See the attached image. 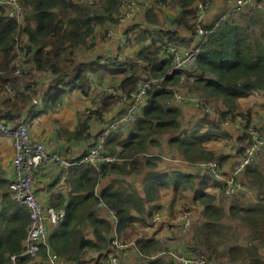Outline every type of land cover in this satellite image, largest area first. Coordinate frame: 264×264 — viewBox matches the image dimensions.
Listing matches in <instances>:
<instances>
[{"label":"trees","instance_id":"1","mask_svg":"<svg viewBox=\"0 0 264 264\" xmlns=\"http://www.w3.org/2000/svg\"><path fill=\"white\" fill-rule=\"evenodd\" d=\"M167 1L158 0V4L161 6ZM171 1L182 9L181 14L174 19V24L177 27L186 26L192 31L190 16L196 0ZM21 3L28 10V15L22 23L9 17V7L0 5V81L3 83L0 89V118L5 122L14 124L39 94H43L44 106L50 104L53 107L64 105L65 97L75 90H80L85 96L89 95L94 75H98L101 82L118 80L119 87L126 93L137 89L141 75L145 72L159 80V84L153 85L149 90L148 103L133 124L135 130L129 138L120 141V130L107 137V153L105 151L104 154L108 156L114 153L115 143L118 142L122 147L118 155L119 160L103 161L98 165L87 162L71 168V194L64 206V220L48 238L49 249L65 261L76 264H106L103 259L107 258V255L104 254L95 258L94 263L85 262L84 257L87 251H107L112 236V225L103 217L104 212L118 219L116 231L120 238L125 240V237L130 236V225L136 220L132 209L144 213V206L141 199L126 190L120 180L98 195L96 186L99 181L111 171L132 174L141 172L144 166L152 168L158 157L148 155L149 147L158 143L154 140L155 136L165 133L174 134L170 143L178 147L179 152L188 161L196 162L195 164L217 161L216 154L208 150L203 141L214 136H224L226 133L219 128V123L209 119L208 114L201 124L192 129L181 128V108L166 104L172 94L169 87L180 83L181 73L169 74L173 60L161 58L162 47L167 42L163 39L160 40L161 45L156 42L151 46L145 45L134 59L124 62L117 61L113 65L99 64L96 61L79 63L75 49H93L96 30L108 22H123L121 7L124 0H98L94 4L77 0H21ZM146 17L150 22H157L153 9L146 10ZM165 33L170 35L168 42H179L173 31ZM23 36L27 37L29 44L23 43ZM148 37L149 32L143 30L137 40L143 42ZM17 48L26 56L22 62L27 69L23 76L22 88H19L13 78V62L17 57ZM38 72L51 73L54 76L44 91L36 84L35 73ZM195 73L196 81L186 88L207 102L214 98L222 100L227 110L219 111L221 119L233 117L238 109L239 98L248 97L264 89V14L256 10L237 12L221 22L197 53ZM209 74L214 75L216 79L210 78ZM6 85H10L9 88H6ZM10 89L22 90H18L16 96L11 98ZM100 103L104 105L105 111L118 105L111 95H105ZM46 110L47 107L36 110L33 116H39ZM96 113L101 115L100 111ZM89 117L81 118L75 131H66L68 137L79 141L89 139ZM204 126H207L208 130L203 132ZM180 174L175 170L170 177L186 182L191 180V177L185 174L180 178ZM251 174L253 175L252 172ZM161 176L157 171H149L147 174L145 190L149 196L155 193L152 183L160 180ZM177 186L180 187L179 183ZM200 201L207 221L196 230L197 243L201 244L197 246L202 248V252L197 255L212 248V254L219 256L216 241H220V244L234 242L228 241L232 229L221 222L225 209L215 204L213 195L203 193ZM230 212L251 231L249 246L231 245L228 248L231 259L247 257L249 264H264V258L254 243V239L264 242L263 202L245 207L235 203ZM29 221L28 209L16 202L10 194H6L0 207V264H13L11 255L22 252ZM87 227L90 229L89 237L85 230ZM141 239L137 243L144 252L157 250V241ZM39 255L47 261V247H42ZM207 260L208 264H211L209 257ZM31 261L33 260L30 257H21L16 264H36ZM45 264H48V261ZM151 264L178 263L174 260H157Z\"/></svg>","mask_w":264,"mask_h":264},{"label":"crops","instance_id":"2","mask_svg":"<svg viewBox=\"0 0 264 264\" xmlns=\"http://www.w3.org/2000/svg\"><path fill=\"white\" fill-rule=\"evenodd\" d=\"M138 1V12L134 18L119 23L108 22L96 30V43L93 49H75L79 63L96 61L101 64V61L104 59H119L121 62L127 59H134L141 48L145 45L151 46L155 42L159 44L162 34L169 31L175 33L179 39L178 45L181 47L190 48L194 46V38L189 28L186 26L177 27L173 22L182 12L179 5L173 3L171 0H168L166 4L161 6H159L158 0ZM225 7V0H216L209 12L207 24L214 22ZM147 9L154 10L157 16V22L147 20ZM35 25L36 23H34ZM143 30L149 32V37L143 42H138L137 38ZM110 32L111 35H108ZM125 38H127L126 43L123 42ZM22 41L25 44H29L26 36L22 37ZM35 78L37 86L43 89L54 76L51 73L38 72L35 73ZM100 83L102 82L99 76L94 75L89 95L85 96L80 90H75L65 97L64 105L57 107H53L50 104L44 106L43 97L39 94L34 99V103L14 123L26 125L29 128L33 140L45 142L51 154H57L60 158H64L67 161L65 164L57 161H48L44 170L39 175L36 182V190L37 197L42 204L52 206L56 209L64 208L71 194V184L69 183L71 168L87 163L81 160L92 149L101 145L99 139L103 123L123 111L120 105L105 111L104 105L98 103L96 97L97 87ZM112 83L115 85L120 84L118 80H114ZM18 90L22 89H17V91L10 93V97H15ZM4 99L5 97L2 98V100ZM238 100L239 107L235 115L233 117L231 116V118L221 119V121L228 120V123H219L217 117L209 116V119L212 122L219 123V128L226 133L224 136H214L203 141L205 147L216 154L215 160L219 161L221 165L219 177L210 179L202 167L195 164L196 162L192 163L188 161L179 152L178 147L170 143V139L174 134L165 133L155 136L154 140L158 143L149 147L148 155L158 157L154 162L155 166L153 165L152 168L144 166L141 172L132 174L111 171L107 177L99 181L96 186V193L98 195L102 194L106 189H110L111 184H115L120 180L125 189L130 193H135L143 203L144 213L134 208L132 209V214L136 220L129 227L130 236L124 239L135 237L137 242L142 240L141 238L157 241L155 243L157 250H150L149 252H144L137 243V253L141 254V259L133 258L132 252V255L130 254L127 258H122L118 264H151V262L157 260L167 262L171 260L176 261L179 254L188 256L197 242V228L207 221L203 215V205L200 201L201 194L203 193L213 195L215 197V204L225 209V216L221 220L224 225L230 227L233 231V228L229 226L231 224H228L227 220H230L232 224L234 221L238 222L250 232L251 236L249 228L231 215L230 208L235 203L240 206H242L241 204L248 206L261 201L264 204V154L258 156L259 158L254 167L247 168L245 172L239 175V179L246 186L245 191L239 198H226L223 195L222 186L227 179L235 177L236 166L239 164L246 146V128L251 125L258 128L264 134V89L258 90L248 97L239 98ZM210 103L220 112L227 110L222 100L214 98ZM44 107H47L45 112L39 116H33V112L43 110ZM179 107L182 111L179 122L183 130H190L194 126L201 124L206 115L203 108H199L191 102L182 104ZM91 111L92 113L87 115ZM97 111H100L101 115L97 114ZM85 117H89V139L79 141L68 137L66 131H75L78 127L79 120ZM134 130V125L126 124L118 132L120 135L119 140L128 139ZM206 130H208V127L204 126L202 131L204 132ZM0 148L1 207L4 196L10 194L9 184L14 178L12 161L16 151L10 138H3L0 142ZM102 150L103 154L105 151L107 153L106 142L102 145ZM121 151V145L116 142L115 152L108 155L113 158L109 162L119 160L118 155ZM175 170L181 173L180 178L185 174L189 175L191 180L186 182V180H175L171 178L170 176L173 175V171ZM149 171H157L162 175L160 180L152 183L155 188V193L150 196L145 190V179ZM254 175H257V177H254ZM129 182L131 184L127 187L126 184ZM177 183H179L180 187L177 186ZM248 185L253 188L256 187L257 190L249 189L247 187ZM261 187L262 189L260 190ZM185 205L191 207V218L194 222L189 230H184L175 221L177 213ZM108 214L104 212L103 217L111 222L112 229L110 232L112 235L117 229L118 219ZM157 214L163 216L162 222L157 223L155 226H148L147 219ZM56 227L55 225H48L49 236L54 232ZM257 240L259 242L256 243L255 241ZM254 243L257 244L259 253L264 258V244L260 243L259 239H254ZM250 244L251 237L248 241L241 242L236 240L234 242H226L223 244L224 247L218 250L219 256L223 255V259L231 264L249 263L247 257L232 260L228 248L231 245L247 247ZM196 248H198L197 245ZM100 254L106 255V249L101 252L87 251L84 254L85 262H91L89 255L93 258H98ZM31 262L45 264L47 261L42 255H39L37 259ZM63 264L75 263L63 259Z\"/></svg>","mask_w":264,"mask_h":264},{"label":"built area","instance_id":"3","mask_svg":"<svg viewBox=\"0 0 264 264\" xmlns=\"http://www.w3.org/2000/svg\"><path fill=\"white\" fill-rule=\"evenodd\" d=\"M87 4H94L98 0H77ZM216 0H196L193 5V13L190 16V25L193 30L194 46L183 48L180 45L168 42L170 35L163 33L161 40L167 41L162 47L161 58H172V66L169 74L180 72V83L177 86L169 87L172 90L171 96L166 100L168 106H180L185 103H194L199 108H203L204 112L209 116H215L219 119V123H228V120L221 121L219 110L212 103L198 96L192 90L183 91L182 87H187L197 79L195 73V61L197 53L207 40L210 33L223 21L237 12H248L256 10L264 14L263 0H225L226 7L220 12L219 17L207 24L209 12ZM138 0H124L121 7V20H130L137 15ZM0 5L9 7L7 9L10 18L16 19L22 23L28 14V10L23 6L21 0H0ZM111 35V32L108 34ZM127 42V38L123 40ZM161 45V42L159 43ZM18 53L13 65L15 71L13 78L16 80L19 88L24 86L23 76L26 72V67L22 65L25 60V54L17 48ZM119 59H104L101 64L113 65ZM121 62V61H120ZM3 76L4 73H1ZM155 84H159V80L150 76L147 72L141 75V80L138 83L137 89L126 93L119 85H115L112 81H104L97 87L98 103L102 101L105 95H111L117 100V104L123 108V111L116 116L105 121L100 134V146L92 149L86 154L82 162H88L98 165L103 161H111L113 158L103 154L102 145L107 140V137L121 130L126 124H134L142 114L144 106L150 98L149 90ZM3 83L0 81V89ZM10 85H6L9 88ZM17 91L10 89V93ZM89 112L87 115H89ZM3 138L12 139L15 147V156L12 161L14 178L9 184V192L13 199L24 205L29 211V225L27 234L24 239V248L21 253L11 255V261L16 264L21 257H30L32 260L39 257L42 247H47L48 264H63V259L49 249V230L48 225L58 226L64 220L65 209H56L52 206L42 204L37 197L36 182L42 170H44L48 161H57L61 164L67 163L64 158H60L57 154H51L45 142L33 140L29 128L24 124L7 123L0 118V142ZM264 154V134L258 128L249 125L246 128V146L244 148L241 161L236 166L235 177L227 179L222 186L223 195L228 199L237 198L245 191L244 183L239 179V175L254 167L257 163L258 156ZM197 165L202 167L208 177L217 178L220 176L221 165L217 161L200 162ZM104 206V204H101ZM163 216L157 214L152 218L147 219V225L155 226L162 222ZM175 221L184 230H189L193 226L191 211L185 209L176 217ZM137 245L135 241L122 240L115 230L111 236L110 243L107 248V258L103 262L106 264H118L122 258H127L132 253V248ZM105 255V254H104ZM153 258V257H152ZM91 262H95V258H91ZM178 264H208L207 258L203 255H179L176 258ZM76 264V263H75Z\"/></svg>","mask_w":264,"mask_h":264},{"label":"rangeland","instance_id":"4","mask_svg":"<svg viewBox=\"0 0 264 264\" xmlns=\"http://www.w3.org/2000/svg\"><path fill=\"white\" fill-rule=\"evenodd\" d=\"M28 15V14H27ZM14 62H15V60H14ZM13 62V63H14ZM210 78H213V79H216V77L214 76V75H212V74H209L208 75ZM48 87V85H46V86H44L43 87V91L46 89ZM182 89L183 90H185V91H188V89L186 88V87H182ZM192 92V91H191ZM43 95V94H42ZM238 102H239V100H238ZM238 107H239V105H238ZM205 145V144H204ZM0 152H1V148H0ZM162 153V152H161ZM162 154H165V153H162ZM241 161V160H240ZM130 182L128 183V184H126V186L127 187H129L130 186ZM244 186H245V184H244ZM249 189H252V190H257V188L255 187V188H253V187H250L249 185L247 186ZM245 189H246V186H245ZM262 189V187L260 188V190ZM236 197V196H235ZM235 197H233V198H235ZM237 198H239V196L237 197ZM237 198H235V199H237ZM242 206H245L246 204H241ZM185 209H189V210H191V207L189 206V205H185L184 207H182L181 208V210L177 213V215L181 212V211H183V210H185ZM227 222H228V224H231V225H229V226H231L232 228H233V231H232V233L231 234H229L230 236H228V241L230 240V241H248V240H250V232L245 228V227H243L240 223H238V222H233V224L231 223V221L230 220H227ZM193 224H194V222H193ZM88 229H89V227H87V228H85V230H86V232H88ZM90 230V229H89ZM88 234V233H87ZM129 241H135V237H132V238H129L128 239ZM260 240V239H259ZM256 243L257 242H259L258 240L257 241H255ZM224 243H226V242H224ZM224 243H222V244H220V241H216V250L218 251L219 249H222L224 246H223V244ZM255 243V244H256ZM260 243H262V244H264V242H261L260 241ZM196 245H201V244H198L197 242H196ZM196 245L191 249L192 251L189 253V255H193V254H197V253H199V252H202V250H200V246H198V248H196ZM257 245V244H256ZM202 249V248H201ZM206 250V249H205ZM203 250V252H205V253H203L202 255H203V257H205V258H207V257H209L210 256V258H209V260H210V262H211V264H231V263H227L224 259H223V255H221V256H216V255H213L212 254V251H213V249L212 248H210V249H208V250ZM132 252H133V258L135 257V258H138V259H141V254L140 253H137L138 252V247H137V245L135 246V247H133L132 248ZM209 254V255H208ZM132 255V254H131ZM180 255V254H179ZM178 255V256H179ZM188 255V256H189ZM187 256V257H188ZM90 258H93V257H91V255H89V259ZM246 263V262H245ZM246 264H249V263H246Z\"/></svg>","mask_w":264,"mask_h":264}]
</instances>
